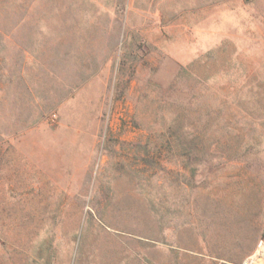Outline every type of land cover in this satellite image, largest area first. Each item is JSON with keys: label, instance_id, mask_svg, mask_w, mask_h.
Instances as JSON below:
<instances>
[{"label": "rangeland", "instance_id": "rangeland-1", "mask_svg": "<svg viewBox=\"0 0 264 264\" xmlns=\"http://www.w3.org/2000/svg\"><path fill=\"white\" fill-rule=\"evenodd\" d=\"M252 261L264 0H0V264Z\"/></svg>", "mask_w": 264, "mask_h": 264}, {"label": "crops", "instance_id": "crops-1", "mask_svg": "<svg viewBox=\"0 0 264 264\" xmlns=\"http://www.w3.org/2000/svg\"><path fill=\"white\" fill-rule=\"evenodd\" d=\"M48 79H49V77H48ZM49 91H50V93L48 94V97L51 98L50 104L52 105V107L55 106L52 110H54L55 108H56V110H58L59 104L61 103L59 101L58 87L56 86V88H55V85L53 84V82L50 83V80L48 82V88H47V92H49ZM58 144H59L58 138H54V137L46 138V145H47V149H49L48 151H49V156H50L49 162L55 168V172H52L49 175V180H50V182H52V184H56V185H59L62 183V179H63L62 167L64 166V163L61 159V155L59 154V152L56 151L57 149H59ZM252 263H253V261L250 264H252ZM244 264H248V263L245 262Z\"/></svg>", "mask_w": 264, "mask_h": 264}]
</instances>
